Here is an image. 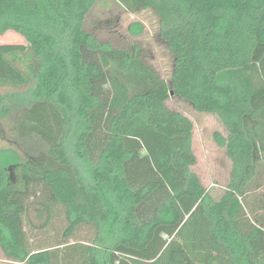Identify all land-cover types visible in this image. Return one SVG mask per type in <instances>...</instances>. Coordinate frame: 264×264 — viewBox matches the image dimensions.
I'll return each mask as SVG.
<instances>
[{
	"label": "trees",
	"instance_id": "trees-1",
	"mask_svg": "<svg viewBox=\"0 0 264 264\" xmlns=\"http://www.w3.org/2000/svg\"><path fill=\"white\" fill-rule=\"evenodd\" d=\"M113 7L155 14L167 80L97 35ZM8 32L25 45L0 52V264H264V0H0ZM168 98L226 132L218 200L188 122L142 115Z\"/></svg>",
	"mask_w": 264,
	"mask_h": 264
},
{
	"label": "rangeland",
	"instance_id": "rangeland-1",
	"mask_svg": "<svg viewBox=\"0 0 264 264\" xmlns=\"http://www.w3.org/2000/svg\"><path fill=\"white\" fill-rule=\"evenodd\" d=\"M105 20L110 21L109 27H105ZM91 21L100 23L97 35L102 40H108L117 46L137 42L149 53L148 61L151 66L163 79L169 78L172 59L167 48L157 36L158 19L152 11H138L130 14L123 9L113 7L98 15H93L89 22ZM132 24L143 28L142 34L138 37L133 38L128 33V28ZM24 45L23 39L13 32L0 34V52L11 47L22 48ZM0 74L7 75L3 64H0ZM3 91L4 89H0V94ZM142 115L147 120L154 121L159 128L175 127L177 124L173 120L174 115L188 122L185 129L190 134L191 170L198 176L211 198L218 200L228 184L231 164L225 155L224 148L219 146L213 138L214 133L226 137V132L217 117L197 113L186 103L174 98H168L162 104L156 102L146 106L142 109ZM6 147L5 142H0V148ZM185 159H187L186 156ZM35 215L36 212L31 213L34 223L39 225L43 219L39 220ZM50 230L48 227L47 232L49 233Z\"/></svg>",
	"mask_w": 264,
	"mask_h": 264
},
{
	"label": "crops",
	"instance_id": "crops-1",
	"mask_svg": "<svg viewBox=\"0 0 264 264\" xmlns=\"http://www.w3.org/2000/svg\"><path fill=\"white\" fill-rule=\"evenodd\" d=\"M191 169H192V167H191ZM0 262H8L1 251H0Z\"/></svg>",
	"mask_w": 264,
	"mask_h": 264
}]
</instances>
